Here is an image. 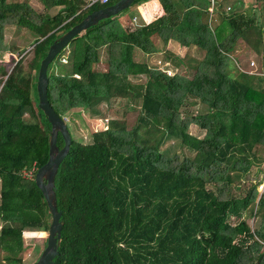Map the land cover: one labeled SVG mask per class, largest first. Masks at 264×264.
Here are the masks:
<instances>
[{
  "label": "trees",
  "instance_id": "1",
  "mask_svg": "<svg viewBox=\"0 0 264 264\" xmlns=\"http://www.w3.org/2000/svg\"><path fill=\"white\" fill-rule=\"evenodd\" d=\"M36 1L46 11L61 9L37 14L26 0H0V54L10 56L0 62V264H22L24 230L44 233L45 246L50 223L33 181L47 159L50 129L38 109L40 63L64 32L120 0L91 8L84 0ZM154 1L148 23L124 28L117 17L100 21L48 67L46 98L60 118L107 119L118 98L136 113L131 128L110 119L107 129L92 130L88 144L70 137L53 180L62 227L52 262L264 264V194L258 191L264 177L245 181L253 167L254 175L264 171V0L227 16L218 0L211 25L209 0ZM11 26L35 37L18 50L19 60L3 42ZM170 41L187 48L185 57L166 51ZM237 50L257 60L255 73L262 76L241 69L244 54ZM152 55L169 75L143 57ZM198 104L206 111L184 112ZM191 125L210 140L191 134ZM169 141L181 154L167 155ZM62 144L58 134L56 146ZM243 215L255 220L253 230Z\"/></svg>",
  "mask_w": 264,
  "mask_h": 264
},
{
  "label": "rangeland",
  "instance_id": "2",
  "mask_svg": "<svg viewBox=\"0 0 264 264\" xmlns=\"http://www.w3.org/2000/svg\"><path fill=\"white\" fill-rule=\"evenodd\" d=\"M6 2H21L22 0H5ZM88 1V0H84ZM223 2V7L221 8V11H226L225 15H230L236 11H241L244 9L241 5V1L239 0H221ZM150 2V3H149ZM27 5L33 9V11L37 14H43L48 13L49 15H55L61 8H53L49 11H46L42 8V6L36 1V0H26ZM155 6L156 8V2L154 0H149L148 2H143L141 6H136L129 8L127 11L120 14L117 19L119 23L125 28V27H131L134 28L142 23H148L152 20V17L148 15L149 10H151L152 6ZM248 6V5H247ZM149 7V8H148ZM229 8L226 9V8ZM146 8V10H145ZM246 9V8H245ZM247 10V9H246ZM152 15L153 12L155 13V10L152 9ZM217 19V14L211 18L212 22H215ZM34 35L27 32L24 29H18L16 27H6L4 29L3 33V42L5 45H12L15 47L17 52L14 53V58L16 60H19L22 56L19 57L17 54L19 51L25 48L27 45H29L34 40ZM169 49L166 51L170 53L172 56H176L179 58L185 57V53L187 48H177L179 47L175 41H170V44L168 45ZM167 47V46H166ZM27 53V52H26ZM25 53V54H26ZM235 54H244L240 58L241 63V69H245L248 72H255L257 68V60L252 57V55L249 52L241 53L240 50H237ZM141 54L138 55V58H140ZM192 57H198L199 55L195 53V51L191 52ZM105 51H101V61L102 64L105 66ZM10 59V56L8 53H2L0 54V62L7 63ZM56 59V58H55ZM157 57L155 55H152L151 57L147 58L148 62H156ZM55 60L51 64L53 66ZM60 63H65L66 58L65 54L59 57ZM250 62L253 63L252 66H250ZM248 64V65H247ZM183 71V69H181ZM254 75V74H252ZM131 81L133 83L135 82H142L143 77H137V78H131ZM132 104H130L127 99H114V101L111 102L110 111L107 113L106 118H99L94 119L91 118L89 114H83L82 116L72 114L68 117H65L63 119L66 129L72 139H74L77 142L88 144L91 142V132L97 131L100 129H107L108 120L110 119H124L127 123V128H131L133 125V122L135 120L136 113L132 110ZM196 111H206V108H204L201 105H195L193 107H190L189 109L186 108L184 112H189L191 114L196 113ZM189 132L193 135L199 136V138H204L206 140H210L211 136L204 134L201 130H199L197 127L191 125L189 126ZM163 149H165L167 155L172 156L173 154H181V151L177 148L176 144L174 142H167L163 145ZM186 155L189 156V153L184 152ZM259 168L263 171L264 170V163L260 164ZM256 173V167L252 168V172L250 175H248L245 178L246 182H253L258 181L261 178L264 177V171L260 175H254ZM258 191L262 194H264V184L258 188ZM241 221H245L246 224L253 230L255 227V220L248 219L247 216L242 217ZM3 226V224L0 222V229ZM23 237V251L21 255L22 264H33L36 259L38 258L40 252L42 251L44 244H43V238L44 233L37 231V230H24L22 232Z\"/></svg>",
  "mask_w": 264,
  "mask_h": 264
},
{
  "label": "water",
  "instance_id": "3",
  "mask_svg": "<svg viewBox=\"0 0 264 264\" xmlns=\"http://www.w3.org/2000/svg\"><path fill=\"white\" fill-rule=\"evenodd\" d=\"M135 1L136 0H120L113 6L92 12L90 15L88 14L82 21L72 26L53 42L46 56L40 63L36 80L38 109L46 119L50 129L47 140V159L35 170L33 181L43 196L50 215V223L45 237V246L33 264H53L52 261L57 255L62 222L59 220L60 212L56 209L53 180L57 167L61 160L67 155L70 145V136L63 119L51 109L47 102L48 67L53 63L59 52L64 49L72 39L76 38L87 29L96 26L100 21L118 17L131 8ZM58 134L63 142L61 148L56 146V137Z\"/></svg>",
  "mask_w": 264,
  "mask_h": 264
},
{
  "label": "built area",
  "instance_id": "4",
  "mask_svg": "<svg viewBox=\"0 0 264 264\" xmlns=\"http://www.w3.org/2000/svg\"><path fill=\"white\" fill-rule=\"evenodd\" d=\"M217 1L218 0H209V4L210 5H209L208 13H209V24L210 25L213 23L211 21V18H213L218 13ZM108 3H109V0H88V8H91V7H94V6H106ZM226 9L229 10L228 7ZM224 12L226 13V11H224ZM156 63L158 65L157 68L160 71L165 72L168 75L171 73L170 68L167 67V65L165 63H162L160 60H157ZM252 65H253V63L250 62V66H252ZM248 74H254V75H257V76H262L261 74H258V73H255V72H248ZM28 174H30V171L28 172Z\"/></svg>",
  "mask_w": 264,
  "mask_h": 264
},
{
  "label": "crops",
  "instance_id": "5",
  "mask_svg": "<svg viewBox=\"0 0 264 264\" xmlns=\"http://www.w3.org/2000/svg\"><path fill=\"white\" fill-rule=\"evenodd\" d=\"M239 1H241V0H239ZM254 1H257V0H242V2H241V5H242V7H244V9L246 8H248V6L247 5H249L250 3H252V2H254ZM150 3V2H149ZM149 8V7H148ZM152 9L153 10H155V6L153 5L152 6V8H151V10H149V13H148V15H150L152 18H153V15H152ZM145 10H146V8H145ZM147 11V10H146ZM154 13V12H153ZM170 44V42L167 44V47H166V49L168 48L169 49V45ZM178 49L179 48H181V47H177ZM167 49V50H168ZM186 52H187V50H186ZM186 54V53H185ZM145 59H147V57L146 56H143ZM248 65V64H247ZM257 66V65H256Z\"/></svg>",
  "mask_w": 264,
  "mask_h": 264
}]
</instances>
